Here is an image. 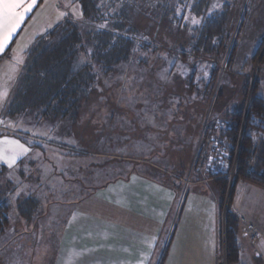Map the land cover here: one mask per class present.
Segmentation results:
<instances>
[{
    "label": "trees",
    "instance_id": "trees-1",
    "mask_svg": "<svg viewBox=\"0 0 264 264\" xmlns=\"http://www.w3.org/2000/svg\"><path fill=\"white\" fill-rule=\"evenodd\" d=\"M38 1L41 2V0ZM75 1L80 6L81 19L64 18L44 33L37 35L25 51L11 85L10 96L3 108L1 118L5 121L18 125L25 123L30 125L31 121H36L38 134H41L42 130L48 134L52 131L61 132L67 128L71 130L70 135L76 140L81 141L80 137H82V140L90 141V132L84 133L83 129L78 135L75 131L72 132L81 126L78 118L80 112L85 109L87 100L92 98L94 90L98 89V84H101V92L97 98L101 99L104 92L107 96H114L109 93L110 90L107 93V83L108 80L111 81L109 85L115 83L118 72L122 71L119 74L122 77V87L127 81L132 85L125 76V70L132 65L150 70V74L152 71L159 70V75L164 76L157 82L154 80L149 82L147 79V84L151 88L148 91L146 86V91L144 89L142 91L143 94L139 91L141 96L146 97L155 93V88L162 86L163 79L170 80L169 77L174 74V70L177 71L178 65H184L186 69L179 75L180 80L185 84L186 93L190 95L192 103L203 101L199 105L204 106V109L209 97L213 94L222 66L224 68L218 88L225 75H243L244 71L250 67L248 56L242 58L238 56L240 52L238 39L251 0ZM213 4L217 5L214 9ZM178 7L180 8L179 14H177ZM209 9H211L210 12ZM184 16L188 19H184ZM192 18L198 20L199 23H192ZM237 19L239 24L231 42ZM262 45H264L263 38L258 48ZM200 64L205 66V78L201 80L198 71ZM126 66L128 68L124 69ZM185 71H188V74L185 75ZM159 75L156 77H160ZM154 83L156 85H152ZM251 85L245 112L240 110L228 113L223 121H218L217 125L215 124L217 119L211 123L208 119L201 136L200 146L193 159L194 174L199 175L201 169L205 168L211 190L216 188L222 200L232 169L235 173L230 185L232 192L236 181L240 180L264 188V100L257 95L256 82H252ZM247 91L248 89L245 88L242 107L245 105ZM220 98L218 93L210 112L217 107ZM125 99L128 102L123 98L117 101L120 100L124 106L133 105L135 98L132 90L128 97L125 95ZM112 104L115 106L114 102ZM123 105L118 107L119 109L113 107V111L121 110L122 107L124 109ZM110 108L112 109L111 106ZM101 109L103 108L98 111ZM85 121L86 119L82 126L87 124L88 120ZM30 126L33 129V125ZM179 151L184 156L188 155L190 161L192 160L194 154L188 145L180 144ZM219 151L222 153L221 162L220 165L214 166L210 158ZM82 155V153H77L75 156ZM123 161H121V171L118 167L115 168L119 169V172L115 170L119 175L112 178L107 177L104 186L99 185L94 189L91 185L85 189L80 186L75 187L76 190L73 191L72 185L63 186V184L52 189L51 182L47 185L46 183L40 184L44 188L40 189L36 195L30 193L20 199L2 200L0 203V233L9 227L10 219L14 218L20 226L19 232L24 233L21 235L27 236L28 240L24 242H32L30 239L32 234L41 238L46 231L43 227H50L51 229L48 228V232H45L47 237L44 241L48 243L46 247H49L47 249L49 255L43 254V259L49 260L46 262L48 264H57L55 260L57 253L62 251V247L67 249L69 246L68 242L61 241L62 244H60L59 240L63 234L69 237L72 232L68 231V216L55 223L57 217L49 215L48 212L45 213L44 205L51 208L56 207L55 209L59 210L68 201L83 198L85 193L93 196L94 192H98L103 187L128 179L133 174L134 168ZM6 171L3 166H0V177ZM151 171L153 172L149 174L148 172ZM65 173H69L67 179L71 181L74 173L67 171ZM78 174L79 172L75 175L78 176ZM139 174L162 186H167V183L171 181L169 174L158 172L155 169L147 168L143 172L139 171ZM157 175L162 179L159 180ZM2 189L3 187L0 189L1 196H7L8 191L3 194L4 189ZM70 207L75 208V206ZM12 210L13 214L10 216ZM217 210L219 247L216 261L224 247L227 263L236 264L238 263L236 235L242 224L241 218L236 217L231 210L226 211L223 228L221 202L217 205ZM43 217H49L52 221L50 226ZM22 219L30 223L24 225L18 222ZM40 223L42 229L40 234H37L41 226L37 230L35 228ZM30 226H33V229ZM11 239L6 248L13 246L12 242H15V239L12 237ZM24 242H20L22 246ZM32 243L29 250L36 251V255L40 256L42 252L37 248L43 242L33 241Z\"/></svg>",
    "mask_w": 264,
    "mask_h": 264
},
{
    "label": "rangeland",
    "instance_id": "rangeland-1",
    "mask_svg": "<svg viewBox=\"0 0 264 264\" xmlns=\"http://www.w3.org/2000/svg\"><path fill=\"white\" fill-rule=\"evenodd\" d=\"M247 10L248 13L245 17L244 25L240 28V37L238 39L240 52L238 56L240 58L248 56L250 58V67L244 71L243 75H225L222 79L220 89L218 86L224 68L222 66L213 94L210 96L211 98L209 97L205 109L204 106L199 105V103L203 101L192 103L193 100L190 98V95L186 93V86L179 77L184 69H186L184 65H178L177 71L174 70V74L169 77L170 80L163 79L162 86L155 88V93L150 96L147 95L148 97L141 96L143 89L146 91V86L148 91L151 88V86L149 88L147 84V79L149 82H152V80L157 82L162 80L164 77L163 74L159 75V70L156 72L152 71L150 74V70L137 67L136 65H132L129 68L126 66L124 67V69L128 68L125 70L126 80L128 79L132 85L128 84L127 81L123 83L122 87V77L119 76L122 71L117 74L115 73L116 76L118 75L116 80L113 79L115 83L109 85L111 81L107 79V93L110 90L109 93H112V95L114 94V96H107L104 92L101 99L97 98L101 92V84H98V89L94 90L92 98L87 100L85 109L79 114L78 118L81 126L78 130H72V132L75 131L76 135H78L81 129L85 130L84 133L90 132V141H84L82 137H80L81 141L76 140L74 136L70 135L71 130L69 131L67 128L61 132L52 131L48 134L42 130V133L39 132L41 134L38 135L44 137L46 140L44 143L28 139L29 142L39 145L34 149V153L31 156L32 158L28 159V161L34 162L32 164L25 162L21 167H18L16 171H6L1 175L0 189L3 187V194L7 191L9 194L3 197L0 193V203H2V200L6 201L10 198L13 200L20 199L30 193L36 195L40 192V189L43 190L44 187L40 184L44 183L47 185L52 182L50 186L52 189L57 188L56 186L58 185L61 186V184H63V186L72 185L73 191L75 187L79 188L80 186L83 187L82 189L90 185L93 189L99 185L104 186L107 177L112 178L119 175V173L117 174L116 172H119V169L121 171V161L124 160L123 162L133 166L134 172L132 175H138V177H142L139 171L143 172L147 168L152 170L155 169L158 172H164L170 175L169 178L171 181H169L165 187L172 188V192L176 193L172 221L177 220L179 212H182L183 206L186 205V203H183V198L185 199L188 196V192H190L192 188H197L199 186L210 188V180L205 168L201 169L199 175L194 174L193 170V159L198 146H200L201 136L208 119L210 123L217 119L215 122L217 125L218 121H223L224 116L228 113L238 112L240 110H244L245 112L252 82H256L257 95L264 100V45L258 48L261 39H264V0H251ZM61 13H63V15H61ZM66 17H71L75 20L81 19V9L75 0H41L37 10L31 16L30 22L20 35L17 41L18 52L14 54H18L22 61L24 53L20 52L19 49H23L25 45L27 47V43H29L33 37L44 33L48 28ZM238 17H240V15H238ZM238 24L239 20L237 19L231 42L234 39ZM262 55L263 58H261ZM17 63L15 56L12 55L9 56L0 67V75L2 78L4 75H6V77L8 76V79L6 78L8 82L3 83L6 88L9 87V82L11 83L13 80ZM204 68V64L199 65L198 71L200 73V80L205 78ZM153 73L154 75H152ZM186 74H188V71H185V75ZM158 75L161 78L156 77ZM2 78L0 77V79ZM3 84H1V88H5ZM152 85H156V83ZM245 88H247L248 91L245 98V105L242 107ZM131 90L135 98L132 106H124L120 100L117 101L123 98V100L128 102L125 99V95L128 97ZM218 93L221 98L218 101L217 107L213 108L212 112H210ZM113 102L115 106H113ZM118 104H122L128 110L122 107L121 110L113 111V107L118 108L122 106H118ZM219 104H221L220 107ZM100 108L103 109L98 111ZM84 119H86V121L88 120V122L82 126ZM30 123V125H33V129L32 126L27 123L17 125V128L27 131L30 134L37 135L38 125L36 121H31ZM180 144L190 147L194 154L191 161L188 159V155L184 156L183 153L179 151ZM35 151H39L38 157L35 156ZM77 153H82L83 155L75 156ZM220 156H222L220 151L215 152V154L211 156L210 159L211 162L214 163V166L220 165ZM116 167L119 169L116 170ZM21 169H23L22 174L19 173ZM66 171L72 172L74 175L78 172L79 174L78 176L72 175V180L70 181V179H67L69 173H65ZM39 172H41V174ZM152 172L153 171L148 173L150 174ZM158 175H160V173H158ZM158 175V179L161 180L162 177L159 178ZM234 177L235 173L232 169L229 174L228 186L223 200L221 196H219L220 192L216 190V188L212 190L213 193H210V196L213 197L217 205L219 202L222 203V223L224 222L226 211L231 210L232 203L236 198L239 200L240 196L237 194H241V186H243L244 183L248 185V183L243 180L236 181V184L237 182L241 183H238L237 186L235 185V190L233 189L232 192L230 185ZM208 188L206 189L209 194ZM44 193L47 195L46 192ZM43 198H45V196H43ZM253 198L258 201V204L264 206V197L254 194ZM73 201L74 199L68 201L66 205L59 210L55 209L56 207H47L45 204L44 212H48L49 215L57 217L55 222L57 223L61 218L66 219L67 214L71 210L70 204L74 203ZM12 214L13 210L10 212V216ZM179 216H181V213ZM49 217L45 218L50 226L52 221L49 220ZM247 219L249 218H244L246 222H248ZM250 221H255L257 227L264 232V227L260 226V221H258V219ZM18 222L24 225L30 223L25 222L23 219ZM82 223V225H79V222L75 224V235L85 233V231L89 232L91 229L92 223L88 218L82 220ZM222 225L224 228V223ZM241 225H243V223ZM38 227L40 228L37 234H40V230L42 229L41 223L35 230H37ZM30 228L33 229L32 226H30ZM48 228L45 226L43 227L46 233L48 232ZM19 229L20 226L16 223V218H14L10 219L9 227L3 233H0V264H48L46 262H49V260L43 259V254L49 255V250H47L49 247H46L48 243L44 242L47 234L43 231L44 235L41 238L36 237L37 235L33 236V234L32 238H30L32 242H43L37 248L42 252V254L38 256L36 255V251L29 250V246L33 243L24 242V240H28L26 239L27 236L21 235L24 233L19 232ZM241 229L242 227L240 226L239 230ZM240 234L241 232L238 236H240ZM11 237L15 239V242H12V247L6 248L7 244L9 245L10 243L9 241L12 240ZM61 237H63V235ZM18 240L24 242L23 246ZM56 240H58V238ZM162 245L164 247L165 239ZM50 248H52L51 244ZM42 259L43 263H41Z\"/></svg>",
    "mask_w": 264,
    "mask_h": 264
},
{
    "label": "crops",
    "instance_id": "crops-1",
    "mask_svg": "<svg viewBox=\"0 0 264 264\" xmlns=\"http://www.w3.org/2000/svg\"><path fill=\"white\" fill-rule=\"evenodd\" d=\"M39 3L37 0L36 6L27 13L20 28L0 53V67L12 55L18 62L13 80L21 63V57L15 55L18 52L17 41ZM35 37L27 43V47L25 45L19 51L25 53ZM0 77L2 78L1 75ZM6 78L8 76L4 75L0 79V88L1 84L8 82ZM13 80L9 82L8 88L3 84L5 88L0 89V140H17L28 151L18 155L11 167L6 160H0V166L7 172L16 171L25 162H34L28 159L32 158L34 149L39 145L28 139L46 142L38 133L30 134L17 128L18 124L1 118ZM35 156H39V151H35ZM19 173L22 174L23 169ZM247 183L248 185L244 183L241 186V194H237L240 198L238 200L235 197L231 212L243 220L245 217L250 220L258 219L260 226L264 227V206L253 198L254 194L264 197V188ZM206 188L208 187L192 188L188 196L183 198L186 205L183 206L182 203L183 210L179 212L181 216L178 215L177 220L173 221L176 193L172 192V188L149 178L131 175L126 180L99 189L93 196L85 193L83 198L74 199V203L70 204L75 206L67 214V227L72 234L69 237L63 234L59 240L60 244L68 242L69 246L67 245V249L62 247L55 260L57 264H216L219 247L218 210L217 203L210 196L212 190L208 188V194ZM87 218L92 223L89 232L75 235V224L79 222L82 225V220ZM249 219L248 222L244 220L241 225L240 236L236 235V264H264V232L257 227L255 221ZM246 223L254 225L261 235L255 242L249 240Z\"/></svg>",
    "mask_w": 264,
    "mask_h": 264
},
{
    "label": "snow or ice",
    "instance_id": "snow-or-ice-1",
    "mask_svg": "<svg viewBox=\"0 0 264 264\" xmlns=\"http://www.w3.org/2000/svg\"><path fill=\"white\" fill-rule=\"evenodd\" d=\"M36 4L37 0H0V53L7 47L13 35L24 22L27 13L31 12ZM216 7L217 5H212L213 9ZM210 11L211 9H209ZM179 13L180 8L178 7L177 14ZM183 18L188 19L187 16ZM192 23H199V21L192 18ZM27 151L28 149L17 140H0V160H6L9 167L15 163L18 155Z\"/></svg>",
    "mask_w": 264,
    "mask_h": 264
},
{
    "label": "built area",
    "instance_id": "built-area-1",
    "mask_svg": "<svg viewBox=\"0 0 264 264\" xmlns=\"http://www.w3.org/2000/svg\"><path fill=\"white\" fill-rule=\"evenodd\" d=\"M241 221H242V223L244 222V220L242 218H241ZM246 229L249 233V235H248L249 240L251 242H255L259 238L260 233L257 231V229L252 224H249V223H246ZM216 264H227L226 253H225L224 247L222 248L220 257L216 261Z\"/></svg>",
    "mask_w": 264,
    "mask_h": 264
}]
</instances>
